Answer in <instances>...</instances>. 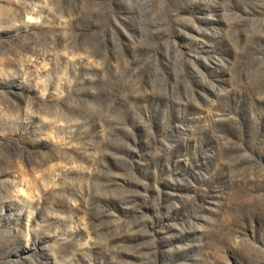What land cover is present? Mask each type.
<instances>
[{
    "label": "rangeland",
    "instance_id": "obj_1",
    "mask_svg": "<svg viewBox=\"0 0 264 264\" xmlns=\"http://www.w3.org/2000/svg\"><path fill=\"white\" fill-rule=\"evenodd\" d=\"M0 264H264V0H0Z\"/></svg>",
    "mask_w": 264,
    "mask_h": 264
}]
</instances>
